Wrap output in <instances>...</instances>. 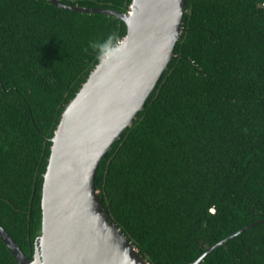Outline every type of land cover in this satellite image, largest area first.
I'll return each mask as SVG.
<instances>
[{
  "label": "trees",
  "instance_id": "1",
  "mask_svg": "<svg viewBox=\"0 0 264 264\" xmlns=\"http://www.w3.org/2000/svg\"><path fill=\"white\" fill-rule=\"evenodd\" d=\"M127 13L132 0H58ZM174 55L94 184L150 264H192L264 220V0H186ZM115 15L0 0V225L25 254L67 103L126 34ZM0 264H17L0 239ZM198 264H264V222Z\"/></svg>",
  "mask_w": 264,
  "mask_h": 264
},
{
  "label": "water",
  "instance_id": "2",
  "mask_svg": "<svg viewBox=\"0 0 264 264\" xmlns=\"http://www.w3.org/2000/svg\"><path fill=\"white\" fill-rule=\"evenodd\" d=\"M49 1L66 10L115 15L127 30L64 107L50 138L41 232L32 256L1 225L0 239L17 264H150L105 210L94 178L101 159L131 126L172 59L186 0H132L127 13ZM261 222L217 242L192 264Z\"/></svg>",
  "mask_w": 264,
  "mask_h": 264
},
{
  "label": "clouds",
  "instance_id": "3",
  "mask_svg": "<svg viewBox=\"0 0 264 264\" xmlns=\"http://www.w3.org/2000/svg\"><path fill=\"white\" fill-rule=\"evenodd\" d=\"M130 6H131V5H130ZM129 10H130V7H129ZM129 10H128V12H129ZM119 42H121V40H120ZM119 42H118V43H119ZM104 55H105V54H104Z\"/></svg>",
  "mask_w": 264,
  "mask_h": 264
}]
</instances>
